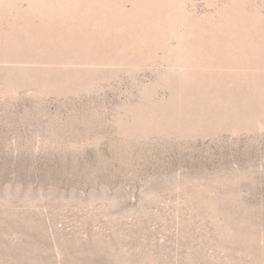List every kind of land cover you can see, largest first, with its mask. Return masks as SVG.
I'll use <instances>...</instances> for the list:
<instances>
[{
  "label": "rangeland",
  "instance_id": "374dc122",
  "mask_svg": "<svg viewBox=\"0 0 264 264\" xmlns=\"http://www.w3.org/2000/svg\"><path fill=\"white\" fill-rule=\"evenodd\" d=\"M0 264H264V0H0Z\"/></svg>",
  "mask_w": 264,
  "mask_h": 264
}]
</instances>
